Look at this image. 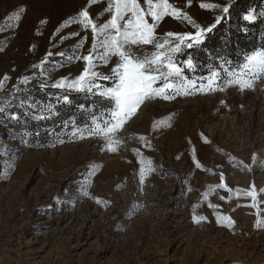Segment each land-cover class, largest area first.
Instances as JSON below:
<instances>
[{
    "label": "rangeland",
    "instance_id": "374dc122",
    "mask_svg": "<svg viewBox=\"0 0 264 264\" xmlns=\"http://www.w3.org/2000/svg\"><path fill=\"white\" fill-rule=\"evenodd\" d=\"M233 1L168 0L205 28ZM88 5L0 0V264H264V77L242 90L222 65L216 90L146 100L111 135L119 141L111 150L90 134L109 118L102 107L84 111V127L65 133L70 118L48 130L45 145L27 142V121L46 119L53 100L98 95L50 86L85 67L75 57L88 55L91 31L61 25ZM107 6L87 11L102 24ZM196 31L165 16L156 35ZM186 48L176 62L198 87L212 68L188 69ZM114 64L96 71L107 75ZM142 159L151 164L143 175Z\"/></svg>",
    "mask_w": 264,
    "mask_h": 264
},
{
    "label": "snow or ice",
    "instance_id": "6c2138e0",
    "mask_svg": "<svg viewBox=\"0 0 264 264\" xmlns=\"http://www.w3.org/2000/svg\"><path fill=\"white\" fill-rule=\"evenodd\" d=\"M98 2L100 0H89V5L85 9L61 25L64 27L69 23H77L82 30L91 31L92 42L88 55L75 57L85 61L83 71L74 80L62 77L50 86L77 92L91 93L95 90V94L109 102L110 108L107 113L109 118L91 129L90 134L103 135L111 150L113 145L119 143L113 140L111 135L118 131L146 100L156 97L172 99L174 98L172 92L175 95H187L191 94L192 90H216L214 84L221 78V71L210 69L207 76L199 78L197 87V81L189 80L184 75V68L176 62V56L185 47L191 49L201 44L205 34L210 32L215 24L207 28L202 27L186 13L176 9L168 0H143V5L140 0H108L104 12L109 13L110 17L101 24L97 23L87 11V7ZM201 7L217 6L202 3ZM22 11V9L18 11L17 19ZM222 11L227 13L228 6L223 7ZM165 16L187 21L197 31L184 34L168 32L164 37H158L156 29ZM147 17H151V22ZM244 18L253 20L255 17L248 14ZM220 19L216 17V23H219ZM172 37L175 39H170ZM86 40L87 36L76 47H83ZM148 46L151 47V51L147 50ZM113 58L115 64L109 74L102 75L96 71L98 65H107ZM183 64L188 69L195 67L191 58L183 61ZM223 72L226 74L227 83L239 84L242 90L244 87H251L256 79L264 77V47L245 54L243 63L235 68L224 67ZM98 79L109 81L110 85L97 84ZM44 86L48 85H42ZM64 100L67 101L68 97L65 96ZM253 158L255 159V156ZM141 165V175L146 169H151L150 161L146 164L142 159ZM197 166L199 167V164ZM247 194L255 201L253 192L249 191ZM251 206L255 207V203ZM200 219L204 218L200 217ZM222 219L231 223L228 217ZM257 226H260L259 222Z\"/></svg>",
    "mask_w": 264,
    "mask_h": 264
},
{
    "label": "trees",
    "instance_id": "16d2710c",
    "mask_svg": "<svg viewBox=\"0 0 264 264\" xmlns=\"http://www.w3.org/2000/svg\"><path fill=\"white\" fill-rule=\"evenodd\" d=\"M252 14L253 20L244 17ZM264 47V0H234L228 6V12L224 13L220 22L205 34L203 42L194 48H186L183 59L191 58L196 68L205 73L207 66L212 70H222V65L234 67L243 63L245 54ZM189 54V55H188ZM212 55L211 63L209 56ZM209 63V64H207ZM67 101H52L53 111L46 119L38 121L29 120L24 128L28 133V141L31 144L43 146V138L49 129L60 131L61 122L73 119L72 125L67 122L65 133L81 128L88 124V114L84 111L92 108L91 114H97L98 110L109 109L110 104L100 95L81 97L79 94L67 95ZM18 119L16 122H19ZM66 122V121H65ZM46 130V131H45ZM38 141V143H37ZM41 142V143H40Z\"/></svg>",
    "mask_w": 264,
    "mask_h": 264
}]
</instances>
